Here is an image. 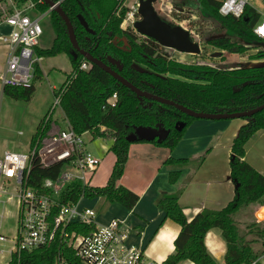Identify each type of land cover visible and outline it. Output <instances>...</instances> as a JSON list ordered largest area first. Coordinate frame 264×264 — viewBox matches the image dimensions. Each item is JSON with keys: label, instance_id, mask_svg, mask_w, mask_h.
I'll list each match as a JSON object with an SVG mask.
<instances>
[{"label": "trees", "instance_id": "16d2710c", "mask_svg": "<svg viewBox=\"0 0 264 264\" xmlns=\"http://www.w3.org/2000/svg\"><path fill=\"white\" fill-rule=\"evenodd\" d=\"M28 0H18L25 4ZM61 2L60 6L68 14L80 47L95 58L109 63L113 58L122 63L120 74L140 89L183 104L195 111L208 113L246 112L264 104V65L224 70L219 66L186 63L171 58L168 52L150 38L140 35L134 28L120 27L126 10L118 14L119 0H52ZM221 0H182L176 10L188 6L202 12L207 19L213 20L223 30V34L213 35L204 42L228 53L244 54L262 46L263 38L254 33L261 19L260 12L251 3L246 5L241 18L223 16L220 13ZM49 5L39 4L37 10L47 12ZM82 14L89 27L96 31L91 34L81 24ZM50 23L56 37L51 48L44 55L54 56L67 53L72 71L66 82L54 96L60 97L61 111L79 134L91 133L93 138H112L111 152L115 163L102 187L83 189L79 183L71 185L69 200L78 201L84 192L90 199L100 198L109 205L120 204L132 210L140 196L119 182L124 174L130 147L134 143H153L157 146L175 149L186 133L189 125L197 119L180 110L163 105L152 99H141L135 92L120 84L103 68L91 65L82 68L84 57L72 46L66 23L55 11H50ZM178 20H186L187 15L177 12ZM37 53V48H36ZM252 60H263L264 50L250 55ZM141 64L144 70L136 66ZM117 69L116 66L113 67ZM42 77V69L36 67V78ZM33 79V81H34ZM246 84V85H244ZM35 84L29 87H6L4 93L13 98L31 100ZM118 95L115 107L109 100ZM54 113L50 110L41 121L38 131L31 140L44 139L52 131L55 123ZM243 126L233 138L231 149L230 174L234 184L233 199L218 210L203 208L189 220L179 203L180 193L159 196L156 206L165 211L166 218L181 226L174 239L175 248L162 264H180L190 260L195 264H218L205 243L211 229H218L226 240L225 264H262L264 248L256 249L258 243L264 246V224L256 220L243 222L239 216L257 205L264 206V172H259L245 158L246 145L259 131H264V111L243 118ZM184 123L183 127L178 126ZM140 127H153L149 136H143ZM136 135V138H133ZM211 148L207 149L197 161L198 167L206 159ZM31 172V185L40 186L44 179L56 177L63 164L42 168L35 162ZM195 161L189 158H167L169 181L178 182L181 171ZM59 246L49 245L29 252L14 254L11 264H53ZM74 264H82L75 256L69 258Z\"/></svg>", "mask_w": 264, "mask_h": 264}, {"label": "built area", "instance_id": "2783aa9c", "mask_svg": "<svg viewBox=\"0 0 264 264\" xmlns=\"http://www.w3.org/2000/svg\"><path fill=\"white\" fill-rule=\"evenodd\" d=\"M250 1L221 0L220 13L241 18ZM43 3L44 0H28L25 4H19L18 0H0V46L6 49L0 68L2 90L29 87L34 82L33 63L40 61L36 47L44 34L42 22L52 11L49 7L47 12H39L37 7ZM139 7V0H119L118 14L123 8L126 10L121 28H134V22L141 19ZM189 31L193 40L196 38L199 42L198 34ZM254 33L264 39V16ZM82 63L83 69L92 65L85 59ZM54 97L51 111L54 113L59 108L62 113L60 97ZM117 100L116 93L109 100L110 105L115 107ZM62 114V121L53 114L52 131L44 139L30 143L28 152H5L0 159V225L8 203L17 209L16 236L10 250L0 247V264H11L14 254L32 252L54 243L59 251L53 264H74L69 260L72 255L82 264H150L144 249L132 242L135 232L128 221L120 217L103 219L94 204L100 198L90 199L83 192L78 201L67 200L74 183L83 189L99 187L93 180L102 161L87 145L85 134L91 133H77ZM36 161L42 168L59 163L63 168L56 177L44 179L35 187L31 185L30 175ZM7 239L0 233V245Z\"/></svg>", "mask_w": 264, "mask_h": 264}, {"label": "crops", "instance_id": "0c3cea01", "mask_svg": "<svg viewBox=\"0 0 264 264\" xmlns=\"http://www.w3.org/2000/svg\"><path fill=\"white\" fill-rule=\"evenodd\" d=\"M248 63V66H263L264 59ZM225 121H194L173 150L153 143H134L130 147L128 162L119 183L137 193L140 199L132 210L120 204L112 205L120 206L123 212L109 214L104 220L120 217L128 221L135 232L131 240L144 249L148 263L162 264L174 250V239L181 230L180 225L166 218L165 211L156 206L159 196L181 192L179 203L189 220L203 208L218 210L233 199L235 190L230 174L231 149L233 138L247 125V121L242 118ZM209 148L211 150L205 161L198 167L197 161ZM169 157L195 161L181 171V177L175 184L170 183L169 168L165 165ZM245 157L259 172H264V131H259L250 139ZM113 161L108 176L115 163L114 155ZM204 241L217 263L225 264L227 243L221 231L211 229ZM260 261L264 264L262 259ZM180 264L195 263L187 260Z\"/></svg>", "mask_w": 264, "mask_h": 264}, {"label": "rangeland", "instance_id": "374dc122", "mask_svg": "<svg viewBox=\"0 0 264 264\" xmlns=\"http://www.w3.org/2000/svg\"><path fill=\"white\" fill-rule=\"evenodd\" d=\"M131 1L132 0H130V2ZM181 1L182 0H158L154 6L162 20L170 22L173 25H181V23H183L184 27H187L189 30L198 34L197 39L201 43L202 52L194 55L182 52L179 53L173 49L164 47L163 49L168 52L171 58L190 64H208L214 67L219 66L221 63H248L249 61H252L250 55L256 54L259 50H264V40L262 46L246 51L244 54L228 53L215 46L207 45L204 42L207 38L212 37L213 35L223 34V30H221L213 20L204 17L200 10L188 6H184L179 10L187 15L185 22L178 20L177 12L179 11L176 10V7ZM250 3L260 12L261 16H264V0H251ZM42 25L44 34L37 46L36 55L43 54L46 50L51 48V44L56 37V33L53 31L50 23V15L45 18ZM142 36L143 35H140L139 39H142ZM216 51H222V56H214ZM5 52L6 49L0 46V68L3 67L2 64L5 59ZM39 58L40 61H36L33 64L35 68L38 65L41 67L42 77L34 79L35 90L31 100L27 101L22 98H13L0 89V159H2L5 152L25 153L29 151L32 138L38 131L41 121L55 101L54 92L58 91L63 86L66 82V78L72 71V64L70 63L67 53L54 56L44 55ZM257 63H259V61ZM250 65L259 66L255 64ZM136 66L140 70L146 69V67L141 64H136ZM54 113L59 121L63 120V114L60 112L59 108H57ZM225 122H230V120H226ZM55 131L57 130L55 129ZM85 139L89 149L100 159V161H102L93 180L95 185L102 187L107 183L108 172L114 162L113 153L111 152L113 139L101 137L93 138L90 134H85ZM94 204L97 207V211L103 216V219L108 217L109 214L118 215L123 212L120 206L109 205V203L103 199ZM16 210V207L13 206L12 203H8L4 210V217L0 225V233L8 237V239L0 245V247L6 251L11 249V243L16 236ZM239 218L243 222L256 220L257 222L264 224V206L257 205L251 207L249 210L244 211ZM263 248L264 246L261 242L256 245L257 250ZM6 256L8 257L9 254L6 253ZM261 259L264 263V256H262ZM221 263L223 264L224 262Z\"/></svg>", "mask_w": 264, "mask_h": 264}, {"label": "water", "instance_id": "95a60500", "mask_svg": "<svg viewBox=\"0 0 264 264\" xmlns=\"http://www.w3.org/2000/svg\"><path fill=\"white\" fill-rule=\"evenodd\" d=\"M140 7L139 12L141 15V19L134 22L133 27L136 31L143 35L144 37H148L154 40L157 44H159L162 48H170L177 52L188 53V54H200L202 52L201 44L196 40L194 41L189 29H186L182 25H173L170 22H166L162 20L159 16L158 11L155 9V3L158 0H139ZM44 3L48 4L49 7L59 14L66 23V27L69 33V38L71 41L72 46L75 50L82 54L84 59L87 60L92 65L100 66L103 68L108 74H110L113 78H116L120 84L124 85L131 91L135 92L141 99H152L155 100L163 105L172 106L181 112L188 114L190 117H193L197 120L199 119H206V120H232L234 118H248L252 117L253 115L263 112L264 111V104L258 106L257 108L250 109L246 112H232L231 113H208L202 111H195L193 109L188 108L185 105H181L171 99L164 98L153 94L151 92L144 91L136 86L134 83H131L127 78L123 77L120 74L123 66L122 63L118 60H114L113 58H108V62L106 63L101 59L95 58L90 52L84 50L82 47L78 45L77 37L75 30L73 28V24L68 16V14L63 11L59 3H55L52 0H44ZM79 20L85 30H87L91 34H96V31L92 30L88 22L85 20L82 14L79 15ZM222 51H216L214 56H222ZM249 63H230L219 64L220 69L230 70V69H240L246 68ZM116 66L117 69L113 67ZM246 85V84H244ZM183 122L179 123L178 126L183 127ZM140 133L143 136H149L153 131V127H140ZM133 138H136V135H133Z\"/></svg>", "mask_w": 264, "mask_h": 264}, {"label": "flooded vegetation", "instance_id": "af4514ba", "mask_svg": "<svg viewBox=\"0 0 264 264\" xmlns=\"http://www.w3.org/2000/svg\"><path fill=\"white\" fill-rule=\"evenodd\" d=\"M115 67V66H114Z\"/></svg>", "mask_w": 264, "mask_h": 264}]
</instances>
